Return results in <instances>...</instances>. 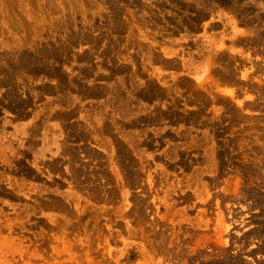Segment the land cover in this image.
<instances>
[{
	"label": "rangeland",
	"instance_id": "rangeland-1",
	"mask_svg": "<svg viewBox=\"0 0 264 264\" xmlns=\"http://www.w3.org/2000/svg\"><path fill=\"white\" fill-rule=\"evenodd\" d=\"M0 264H264V0H0Z\"/></svg>",
	"mask_w": 264,
	"mask_h": 264
}]
</instances>
